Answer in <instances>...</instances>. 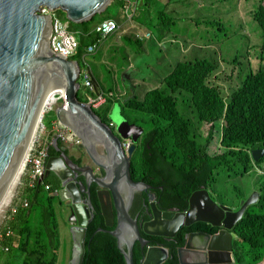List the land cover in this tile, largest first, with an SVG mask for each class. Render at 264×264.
I'll use <instances>...</instances> for the list:
<instances>
[{"label":"trees","instance_id":"obj_1","mask_svg":"<svg viewBox=\"0 0 264 264\" xmlns=\"http://www.w3.org/2000/svg\"><path fill=\"white\" fill-rule=\"evenodd\" d=\"M257 1L256 6L253 2L250 13L258 26V39L247 45L242 55L223 61L228 66L239 67L236 72L235 66L232 67L235 77L224 76L227 74V67L222 68L218 65L219 62L190 59L177 63L164 78L160 88L149 91L143 98L134 96L123 101L125 108L143 113L142 116L132 118L125 111L124 116L146 128L133 157V178L153 186L163 210L173 207L185 210L191 194L202 188L223 193V180L243 178L251 173L254 165L261 167L264 163V158L254 162L251 155L254 149H264V0ZM109 5H116L118 16L120 11L126 13L131 10L128 0H113ZM109 5L91 20L71 22L79 27L77 31L80 39L78 51L71 58L80 64L89 45L97 39V34L92 32L93 25L105 18L116 17L107 13ZM57 11L66 17L65 12ZM164 16L165 13L159 11L161 21L157 24L149 22V27L159 28L165 21ZM160 31L162 33L164 29L161 28ZM135 39L142 41L137 36ZM252 48L255 54L251 55ZM253 55L258 68H254L251 58ZM92 81L102 89L101 83L97 84L95 79ZM224 81H230L232 85L226 89ZM96 90L98 91L97 88ZM79 98L87 100L81 91ZM107 102L115 105L111 96L107 97ZM181 105L189 112L180 108ZM93 110L104 122L112 121L111 110L106 103ZM208 124L210 128L205 134L203 126ZM45 184L51 185L53 189L61 188L56 177L55 180L47 179L36 187L20 189L21 197L26 198L28 203L27 206L18 208L13 220L11 218L4 224V227L9 224L14 229V236L0 239V263L57 264V252L62 245L59 213L57 215L56 196L45 189ZM94 190L95 185H92L91 191ZM262 190L258 202L249 205L234 230L238 236L234 241L238 264H259L264 260ZM143 196L148 198L147 193L138 195L139 198ZM243 197L245 192L240 191L235 199L225 203L237 208ZM58 201L63 204L60 199ZM92 204L93 216L87 226L83 264H128L118 247L117 239L110 232L116 225V216L114 226L108 227L97 200L93 199ZM146 217L149 218V215L146 214ZM98 227L105 230L96 231ZM218 229L207 222L198 221L181 228L171 241L163 237L148 236L145 232L143 235L153 241L152 245L160 242L169 249L170 257L165 264H178L177 249L184 245L185 237L190 232L205 231L215 234ZM5 246L10 247L8 252L4 250ZM134 256L135 264H141L145 251L140 243L135 247Z\"/></svg>","mask_w":264,"mask_h":264},{"label":"water","instance_id":"obj_2","mask_svg":"<svg viewBox=\"0 0 264 264\" xmlns=\"http://www.w3.org/2000/svg\"><path fill=\"white\" fill-rule=\"evenodd\" d=\"M112 1L0 0V210L9 198L21 160L28 151L44 98L56 82L64 79L67 109L62 105L57 108L58 119L80 138L94 166L109 171L108 178L102 179L95 178L91 167H80L78 173L85 179V184L80 185L71 178L69 171L73 162L64 153L50 156L46 161L42 180L51 173L55 174L61 189L67 192V196L61 195L60 200L69 212L67 219L72 225L75 243L70 264H83L84 261L87 226L93 216L91 182L101 187L97 198L106 226H114L115 216L117 218L110 232L117 239L128 264H135L137 243L145 251L141 264H165L170 257L167 247L151 245L143 232L171 241L181 228L198 221L219 229L215 234L190 232L184 245L177 249L178 264H238L234 253V241L238 236L234 230L249 205L258 202L261 192H251L235 209L217 201L210 190L202 188L191 194L185 210L174 207L163 210L156 195L150 194V219L140 223L131 207L139 193L152 188L145 182H136L132 175L133 157L142 140L143 126L113 113L110 114L112 121L104 122L88 101L79 98L81 64L52 52V12L61 10L67 19L79 23L91 20ZM43 7L52 12H42ZM66 111H69L68 116ZM128 138L133 144L126 151L123 142ZM97 146L105 152V157L98 154ZM53 147L60 152L58 140L54 141ZM251 155L254 162H258L264 156V149H254ZM104 158L108 164L104 165ZM126 188H129L128 194H124ZM84 194L88 199L83 197ZM99 230L105 229L98 227L96 231Z\"/></svg>","mask_w":264,"mask_h":264},{"label":"rangeland","instance_id":"obj_3","mask_svg":"<svg viewBox=\"0 0 264 264\" xmlns=\"http://www.w3.org/2000/svg\"><path fill=\"white\" fill-rule=\"evenodd\" d=\"M175 1L176 0H169L171 3L169 5H166L164 1L159 3V6L163 8L159 9V11L165 13V21L159 25L158 29L159 32L161 28L165 30V33L168 36L165 44H169L167 45V49H165L164 53L160 49L158 52V45L154 35L146 37L141 42L139 41L140 44H143L144 40H146L147 49L146 51H143L140 44L137 42L138 40L135 38L137 34H141V28L146 27H144V25L140 27L133 25V20H129L130 18L128 14L123 11H120V17H117L118 8L116 5H109L107 13L114 14L116 16L115 18L118 19L120 27L113 33L101 38L95 53L88 56V61L90 62L93 59L101 57L105 58L104 61L101 62L102 65L100 68L104 70L106 77L117 78L119 86L123 89H126V86H128L129 91L133 90L134 93L141 98H143L147 92L157 89L162 85L160 77L167 74V71L170 70L175 61L185 62L190 59H200L210 60L211 62H219L218 65L222 68L226 69L227 67V74H224V76L235 77L236 74L234 73L239 67L235 65L228 66L223 61H230L231 57L242 55L245 52L247 45H251L258 39V26L250 13L253 2V5L256 6L258 1L177 0V3ZM175 5L177 8H173ZM150 13H153L149 16L150 24H157L158 21H161L158 11L154 13L153 10L150 11ZM55 14H59L58 11H55ZM140 14L142 19L146 18V11L142 10L140 11ZM131 15H135L134 12ZM60 17L65 19L61 15ZM71 22L72 21H70L68 28L79 35L77 31L79 27L77 25H73ZM152 30L155 34H157V28H153ZM143 33H145V31ZM125 35L133 36L135 38L129 39L126 38ZM107 47H111V50L106 53L105 49ZM111 51H113L112 57H107V54ZM252 54H255L253 48L251 49V55ZM108 56H111V54H108ZM251 58L253 59L254 68H258V63L254 60V55ZM132 62L135 65L139 64V67L135 70L137 75H133V77L137 80L133 81L132 85H129V81L124 80V71L122 69L123 67H126V69L130 68L128 65ZM118 65H124L119 67V73L116 68ZM233 66H235V72L232 70ZM114 82L115 80L106 81V84L110 88L114 89ZM224 83V87L226 89L232 85V82L230 81H224ZM102 90L105 95L111 93L113 94L111 98L117 103L115 105L107 101L105 103L108 105V109L111 110V113L116 115V117L123 116L125 111H128L130 117L132 118L143 115L140 111L136 112L133 109L125 108L123 106L125 104L123 101H125V98L129 96L124 97L123 95H118L113 91L107 92L104 89ZM119 91L124 92V90L120 89ZM60 103L61 102L59 101L58 105H54L50 109L46 108L45 110L44 122L48 130L52 128L54 121L58 120L57 108L60 106ZM180 108L185 109L182 106H180ZM143 128L142 137H144L146 133V128ZM209 128L210 124L203 126L205 134H207ZM43 143L45 144V138ZM214 144L215 141L210 148L211 153H213ZM24 178L25 176L22 172L13 193H11L10 199L0 211V231H3L5 228V222L2 220L4 210H6V207L13 201L18 185ZM222 187L224 188L223 193L216 192L214 196L223 203H227L232 199H235V195L240 193V191H244L247 194L255 190L261 192V189L264 190V163L261 167L254 165L251 173L243 178H237L232 181L223 180ZM219 188H221V186H219ZM59 199L60 197H56L57 203H55V205L57 207V215L59 213L58 208L63 207L58 202ZM236 203L237 200H235V204ZM60 218H64V215L61 214ZM67 224L68 223H65V226H63L62 229L60 228L61 234L63 232L62 238L66 241V243L69 240L70 231ZM65 246L67 247V244H65ZM1 251L2 247H0V252ZM59 264H66L65 260L61 261ZM259 264H264V260Z\"/></svg>","mask_w":264,"mask_h":264},{"label":"built area","instance_id":"obj_4","mask_svg":"<svg viewBox=\"0 0 264 264\" xmlns=\"http://www.w3.org/2000/svg\"><path fill=\"white\" fill-rule=\"evenodd\" d=\"M42 12L51 13L47 7L42 8ZM53 14V26L50 33V43L52 52L67 58L74 56L79 48L80 39L74 31L68 28L70 20L65 17L62 19L59 14ZM120 27L119 21L114 17L105 18L92 27V32L97 34V39L89 45L87 49V54L82 59L81 66V76H80V91L87 98L92 108H98L107 101V97L111 94L105 95L100 87H96L92 81V70L90 63L88 61V56L95 53L97 45L101 38L108 34L113 33ZM79 33V32H78ZM152 35V32H145L137 34L140 39H145ZM98 89V91L96 90ZM65 94H58L55 96V102L47 106V109L52 108L54 105H58L59 101L65 109H67V103L64 102ZM46 112V111H45ZM38 122L35 132L32 134V138L28 147L27 157L24 167L25 178L20 181L18 188L16 190L13 201L4 210L2 220L6 222L14 218L18 211V208L27 206V199L22 198L20 189L23 187H36L40 181L43 179L46 172V161L48 159L49 147L54 143L55 140L62 141L67 145H80L82 142L80 138L75 134V132L68 126L63 124L59 119L54 121L52 128L47 129L44 122V115ZM45 138V144L43 140ZM132 141L126 140L123 142V147L128 151L132 146ZM44 182V180H42ZM43 182H41L43 184ZM45 189L51 192V195L60 197L61 195L67 196V192L63 191L61 188L53 189L51 185L45 184ZM6 237L14 236V229L7 224L5 226V231H0V239ZM4 250L8 252L10 250L9 246H5Z\"/></svg>","mask_w":264,"mask_h":264},{"label":"crops","instance_id":"obj_5","mask_svg":"<svg viewBox=\"0 0 264 264\" xmlns=\"http://www.w3.org/2000/svg\"><path fill=\"white\" fill-rule=\"evenodd\" d=\"M128 1L131 3V10H129L128 12H126V14H128V16L130 18L129 20H133V25H136L137 27H140V26H143V25H144V27H146V28H141V31H142L141 33H143L144 31L145 32H152V35H154V37L156 38V41H157V45H158L157 50H158V52H159V49H160L164 53L165 52V49H167V45H169L168 43H167V45L165 44V41H166V39L168 37L166 35V33H165V30L161 33V31L159 32V29L157 28V34H155V32H153V30L149 27L148 23H149V16L153 14V13H150V11H153L154 10V13L156 11H158V14H159V9H163V8H161L159 6V3H162V1H164V3L166 5H169V4H171L169 2V0H128ZM175 2L177 3V0ZM173 8H177V6L175 5V6H173ZM142 10L143 11H147V13H148L146 15V18H144V19L141 18V14H140V11H142ZM133 12H134L135 15H131ZM117 17H120V16H117ZM125 37L126 38H129L126 35H125ZM137 42L139 43V41H137ZM162 44H163V47H162ZM140 47L142 48L143 51H146V49H147L146 40H144L143 44H140ZM110 50H111V47H107L105 49L106 53L108 51H110ZM152 50H153V47H152ZM169 52H171V51H169ZM112 53H113V51H111L110 53H108V54H111V56H108V54H107V57H110L111 58L112 57ZM104 59L105 58L101 57V58L93 59L92 61L89 62L90 63V66H91V70H92V79H95V81L97 80L96 81L97 84H100L101 83L103 85L102 89L106 90L107 92L113 91V92H115L118 95H123L124 97L125 96H129V97H126L125 100L126 99H129L130 96H131V98L134 97V96H138L136 93H134L133 90L132 91H129L128 90V86H126V89H123L121 86H119V82H118V79L117 78H107L106 77V74H105L104 70L102 68H100V66L102 65L101 62L104 61ZM179 62H184V61H175L173 63L174 65H172V67L170 68V70L167 71V74H165L162 77H160L161 83H163L164 78L168 74L171 73V71L174 69V67L176 66V64L179 63ZM121 66H124V65H121ZM121 66L120 65L116 66L118 73H119L118 69ZM128 67H130V68L126 69V67H123V69H122L124 71L123 77H124V80H128L129 81V85H132L133 81L137 80L136 78L133 77V75L134 74L137 75V72L135 73V70L139 67V64L138 65H135L132 62L130 65H128ZM114 80H115V82H114L115 85H114V89H112L109 86H107L106 81H114ZM119 89L120 90H124V92L119 91ZM145 96H143V97H145ZM116 103L117 102H115V104ZM181 106L185 108V106H183V105H181ZM185 110L189 112L188 109L185 108ZM49 149L55 150L54 147H53V144L49 147ZM250 193L251 192H249V194ZM246 196H247V193H245V197ZM245 197H243V198H245ZM60 208H62V207H59L58 208V211H59V230H60V228L62 229V227L65 226V223H68L67 225H68V227H69V229L71 231V226L72 225L68 221V219H67L68 217H66V214H65L66 211H65V209L62 210ZM61 214L64 215V218H60V215ZM70 231H69V240H68L67 243L62 238L63 232H62V234L60 232L62 245H61V247L59 249V251H61V252H59V251L57 252L58 253V262H57V264H59L63 260H65V263L66 264H70V261H71V259L73 257V251H74V248H75V243H74V240H73L72 232H70ZM65 244H67V247L65 246Z\"/></svg>","mask_w":264,"mask_h":264},{"label":"flooded vegetation","instance_id":"obj_6","mask_svg":"<svg viewBox=\"0 0 264 264\" xmlns=\"http://www.w3.org/2000/svg\"><path fill=\"white\" fill-rule=\"evenodd\" d=\"M131 122V121H130ZM132 123H135V122H132ZM128 140H130V141H132L131 140V138H128ZM126 141V140H125ZM82 142V141H81ZM133 143V142H132ZM140 144V143H139ZM59 145H60V152H57L56 150L55 151H53V150H49L48 151V157H50V156H60L62 153H64L72 162H73V164L70 166V173H71V178L74 180V181H76L78 184H80V185H82V183L83 184H85V179L83 180V177H82V175H81V173H78V170H79V168L80 167H86V166H89V167H91V169H92V173H93V175L95 176V178H97V177H99V178H108V174H109V171L108 170H102V169H98L96 166H94V164L92 163V161H91V159H89V157L87 156V153H86V151H85V149H84V147L82 146V143L80 144V145H67L66 143H64V142H62V141H59ZM96 150H97V152H98V154L99 155H102V156H104L105 157V152H103V150H102V148H100V146H97L96 147ZM96 156H98L97 155V153H96ZM264 157V156H263ZM262 157V158H263ZM261 158V159H262ZM260 159V160H261ZM98 160H101V159H98ZM103 163H104V165L105 164H108V161H107V159H105L104 158V161H103ZM258 167H260V166H258ZM77 176V177H76ZM47 179H49V180H55L56 179V176H55V174H50L49 175V177H47L45 180H47ZM58 179V178H57ZM134 179V178H133ZM44 180V181H45ZM59 180V179H58ZM135 180V179H134ZM136 182H145V181H136ZM146 183V182H145ZM148 184V183H147ZM92 185H95V190H94V192H92L91 191V186ZM150 185V184H149ZM152 186V185H151ZM100 186H98L97 184H95V183H93V182H91V185H90V193H91V195H90V197H91V201H93V199H95V200H97V203H98V198H97V192L100 190ZM154 190V188H153V186H152V188L151 189H149V191L148 192H142V193H139L138 195H140V194H143V193H147L148 194V197H149V195L150 194H155L156 195V192L155 191H153ZM208 190H210V192H211V195L217 200V201H219L214 195H215V193H216V191H214L213 189H208ZM129 193V188H126L125 189V192H124V194H128ZM138 195L136 196V198H135V200H134V202H133V205H132V207H131V212H132V214L136 217V218H138L139 219V222L140 223H144V222H146L147 220H149L150 219V216H149V218H147L146 217V214H148L149 215V213H148V205H149V203H148V198H146L145 196H143V197H138ZM249 195V193L247 194V196ZM246 196V197H247ZM83 197L84 198H86V199H88V197H87V194H84L83 195ZM245 197V198H246ZM156 201H157V203H158V205H159V207H161V205H160V200H158V196L156 195ZM59 203H60V205H62L63 206V204L60 202V201H58ZM219 202H221V201H219ZM234 208V207H233ZM60 209H65V211H66V217H68L69 216V212H68V210H67V208L66 207H62V208H60ZM163 209V208H162ZM169 209V208H168ZM235 209H237V208H235ZM89 224V223H88ZM148 240H150L151 241V245L153 244L152 242V240L151 239H148ZM155 245H162L160 242H156V244ZM142 263V262H141Z\"/></svg>","mask_w":264,"mask_h":264},{"label":"bare ground","instance_id":"obj_7","mask_svg":"<svg viewBox=\"0 0 264 264\" xmlns=\"http://www.w3.org/2000/svg\"><path fill=\"white\" fill-rule=\"evenodd\" d=\"M51 30H52V28H51ZM64 93H65V80L64 79H60L58 82H56L48 90V92H47V94H46V96L44 98V101H43V104H42L40 113H39L40 115L37 118V122H36L37 124L35 125V127H33L32 132L36 130L37 125H38V122H39V119H41L40 117L43 116L42 113L45 112L47 106L48 105L50 106V104H53L56 101L55 100V96L58 95V94H64ZM65 115L68 116L69 115V111H66L65 112ZM27 149H28V146H27ZM26 157H27V150L25 151L24 156H23V158L21 160V163H20V166H19V170L17 172V175H16V178H15L14 184L12 186V189H11V192H10V195H9V198L6 200V202L4 203L3 207L5 206V204L7 203V201L10 199L11 193H13V190H14L15 186L17 185V183H18V181H19V179H20V177L22 175V172L24 171L23 169L25 167ZM99 159H101V158H99ZM3 207L1 208V210L3 209Z\"/></svg>","mask_w":264,"mask_h":264}]
</instances>
